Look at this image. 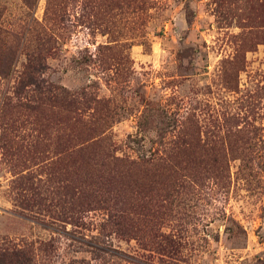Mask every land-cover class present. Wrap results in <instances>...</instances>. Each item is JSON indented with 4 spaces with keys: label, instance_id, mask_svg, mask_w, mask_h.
Segmentation results:
<instances>
[{
    "label": "rangeland",
    "instance_id": "1",
    "mask_svg": "<svg viewBox=\"0 0 264 264\" xmlns=\"http://www.w3.org/2000/svg\"><path fill=\"white\" fill-rule=\"evenodd\" d=\"M0 264H264V0H0Z\"/></svg>",
    "mask_w": 264,
    "mask_h": 264
},
{
    "label": "trees",
    "instance_id": "2",
    "mask_svg": "<svg viewBox=\"0 0 264 264\" xmlns=\"http://www.w3.org/2000/svg\"><path fill=\"white\" fill-rule=\"evenodd\" d=\"M26 78L27 79L24 80L25 85H31V84L38 85L39 84L37 82V79L33 75H27Z\"/></svg>",
    "mask_w": 264,
    "mask_h": 264
}]
</instances>
